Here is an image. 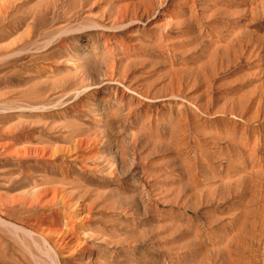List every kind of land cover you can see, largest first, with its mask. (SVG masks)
<instances>
[{"label":"rangeland","instance_id":"rangeland-1","mask_svg":"<svg viewBox=\"0 0 264 264\" xmlns=\"http://www.w3.org/2000/svg\"><path fill=\"white\" fill-rule=\"evenodd\" d=\"M54 224L61 264H264V0H0V264Z\"/></svg>","mask_w":264,"mask_h":264},{"label":"bare ground","instance_id":"bare-ground-1","mask_svg":"<svg viewBox=\"0 0 264 264\" xmlns=\"http://www.w3.org/2000/svg\"><path fill=\"white\" fill-rule=\"evenodd\" d=\"M73 230V225L62 226L54 224L50 229L42 234V238L48 244V246L51 244L49 249L52 250L55 264H61L57 246L74 243Z\"/></svg>","mask_w":264,"mask_h":264}]
</instances>
